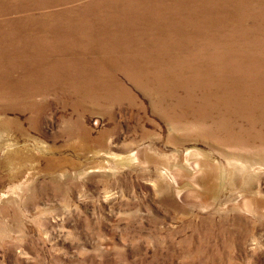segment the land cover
Instances as JSON below:
<instances>
[{
  "label": "rangeland",
  "instance_id": "rangeland-1",
  "mask_svg": "<svg viewBox=\"0 0 264 264\" xmlns=\"http://www.w3.org/2000/svg\"><path fill=\"white\" fill-rule=\"evenodd\" d=\"M0 264H264V0H0Z\"/></svg>",
  "mask_w": 264,
  "mask_h": 264
},
{
  "label": "bare ground",
  "instance_id": "bare-ground-1",
  "mask_svg": "<svg viewBox=\"0 0 264 264\" xmlns=\"http://www.w3.org/2000/svg\"><path fill=\"white\" fill-rule=\"evenodd\" d=\"M15 16H17V18H22L23 15H22L21 13H15V14H14V17H15ZM220 140H221V139H220ZM213 141H214V140H213ZM216 142H217V141H216ZM222 145H223V144H222ZM225 146H226V145H225ZM189 153H190V151H189ZM189 153H188V154H189ZM131 155H132V154H131ZM163 156H164V155H163ZM200 156H201V155H200ZM160 157H161V156H160ZM131 158H132V157H131ZM131 158H130V159H131ZM189 158H190V156H189ZM121 159H122V158H121ZM124 159H125V158H124ZM127 160H128V159H127ZM123 161H124V160H123ZM125 161H126V160H125ZM129 162H130V161H129ZM151 166H152V165H151ZM189 167H190V166H189ZM182 170H183V169H182ZM188 170H189V169H188ZM220 184H221V183H220ZM216 185H217V184H216ZM216 194H217V193H216ZM245 213H246V212H245Z\"/></svg>",
  "mask_w": 264,
  "mask_h": 264
}]
</instances>
